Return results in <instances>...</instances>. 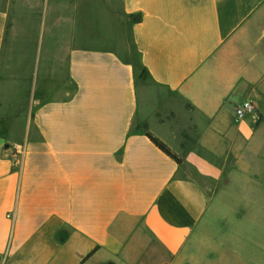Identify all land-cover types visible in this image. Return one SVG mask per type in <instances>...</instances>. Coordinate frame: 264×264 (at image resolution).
<instances>
[{"label":"crops","instance_id":"obj_1","mask_svg":"<svg viewBox=\"0 0 264 264\" xmlns=\"http://www.w3.org/2000/svg\"><path fill=\"white\" fill-rule=\"evenodd\" d=\"M263 201L264 0H0V264H253Z\"/></svg>","mask_w":264,"mask_h":264},{"label":"rangeland","instance_id":"obj_2","mask_svg":"<svg viewBox=\"0 0 264 264\" xmlns=\"http://www.w3.org/2000/svg\"><path fill=\"white\" fill-rule=\"evenodd\" d=\"M140 95L143 96V90L141 91ZM248 183L251 192L254 191L261 192V188L251 184L252 182L250 181H248ZM224 197L226 198L225 195ZM260 206L261 207L257 209L258 212L257 210L256 211L255 210L252 211V209L249 210L250 218L248 223L246 241L244 240V242H241L242 245L239 244V247L242 248V250L246 253L247 256L250 257L253 264H264V208L262 205ZM204 222H205L204 226L208 228V231L209 230L212 231V228L214 227L216 233L220 234L222 232L219 226L224 223L223 216L216 215L213 217V214L209 212ZM232 226L235 229V225ZM242 241H243V237H242ZM205 249H207V252L204 250L205 254L203 253L204 264H212V257L214 252L211 251V248L208 249L207 247H205ZM225 254L227 255L228 253L225 252Z\"/></svg>","mask_w":264,"mask_h":264},{"label":"built area","instance_id":"obj_3","mask_svg":"<svg viewBox=\"0 0 264 264\" xmlns=\"http://www.w3.org/2000/svg\"><path fill=\"white\" fill-rule=\"evenodd\" d=\"M248 115L254 116L256 121L260 120V115L257 112L256 106L252 100L242 101L235 106L236 122H240Z\"/></svg>","mask_w":264,"mask_h":264},{"label":"trees","instance_id":"obj_4","mask_svg":"<svg viewBox=\"0 0 264 264\" xmlns=\"http://www.w3.org/2000/svg\"><path fill=\"white\" fill-rule=\"evenodd\" d=\"M140 19L141 18H137L136 16H133V20H135V21H138ZM147 135L165 153H167L171 157L175 158L178 162H181L182 161V158L178 157L175 153H173L171 151V149L164 142H162L161 140H159L158 138H156L152 133L147 132Z\"/></svg>","mask_w":264,"mask_h":264}]
</instances>
